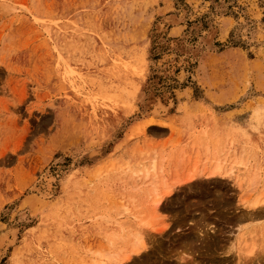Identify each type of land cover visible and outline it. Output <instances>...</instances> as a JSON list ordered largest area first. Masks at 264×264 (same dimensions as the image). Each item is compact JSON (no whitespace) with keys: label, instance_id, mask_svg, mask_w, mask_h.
Segmentation results:
<instances>
[{"label":"rangeland","instance_id":"1","mask_svg":"<svg viewBox=\"0 0 264 264\" xmlns=\"http://www.w3.org/2000/svg\"><path fill=\"white\" fill-rule=\"evenodd\" d=\"M257 114L264 0H0V264H264Z\"/></svg>","mask_w":264,"mask_h":264},{"label":"bare ground","instance_id":"2","mask_svg":"<svg viewBox=\"0 0 264 264\" xmlns=\"http://www.w3.org/2000/svg\"><path fill=\"white\" fill-rule=\"evenodd\" d=\"M172 103V102H171ZM168 107L169 106H166V105H164V104H162L161 102H159L158 104H157V107L155 108V112L157 113V112H160V113H165L166 112V110L168 109ZM257 116L260 118V119H257L258 121H260V123L261 124H263L264 125V115L263 116H260V114H257ZM94 151H96V150H94ZM95 153V152H94ZM223 164L222 163H220V162H217L216 161V163L213 165V168H212V170H210V173H209V178H218V177H220V176H222L225 172H223L224 170V167L222 166ZM154 166V165H153ZM152 167V166H151ZM150 167V168H151ZM155 167V166H154ZM149 169V168H148ZM154 170H155V168H153ZM152 170V169H151ZM196 170V169H195ZM193 171L191 174H188L186 177H185V179L187 178V182H189V183H192L193 181H195L197 178V176L198 175H200V174H202V172L204 173V171H202V172H200V173H198L199 172V170H198V172H197V174H196V171ZM148 171V170H147ZM150 171V170H149ZM153 171V170H152ZM149 174V173H148ZM45 178V177H44ZM208 178V179H209ZM255 180V179H254ZM48 182V181H47ZM46 182V183H47ZM243 183V182H242ZM48 184V183H47ZM42 186V185H41ZM45 186V185H44ZM48 189H50V188H48ZM165 191H166V195H169L172 191H173V189H172V187H170V186H167L166 188H165ZM46 193V192H45ZM44 196V195H43ZM46 196V195H45ZM161 197H158V198H156L155 200H154V205H156V206H158L160 203V201H161ZM259 203V201L258 200H256V201H253L252 203H250L251 205V207L252 208H255L256 206H257V204ZM260 214H261V212H260ZM259 214V215H260ZM262 215V214H261ZM251 216V215H250ZM157 218H158V215H157ZM154 219V218H153ZM153 219H150V220H148V221H143L142 222V224H144V225H139L138 226V228L136 229V233H135V239H134V242H132L131 243V245L129 246V251L128 252H125V254H124V259L123 260H121V261H119V260H117V258H111V262H114V264H123V261H125V260H127V259H129L130 257H132L133 255H140L145 249H147V246H148V244H147V242H146V234L148 233V230L150 231L151 229H155L156 228V230L158 229L157 228V221L155 222ZM156 223V224H155ZM141 226V227H140ZM142 226H144V227H142ZM146 227V228H145ZM8 233V232H7ZM12 234V233H11ZM3 235V234H2ZM2 237V236H1ZM6 237V235L4 236L3 235V238H5ZM8 241V240H7ZM10 241V240H9ZM11 242H12V240H11ZM10 242V243H11ZM9 244V243H8ZM2 247V246H1ZM5 248V247H4ZM0 250H1V248H0ZM248 251V250H247ZM249 253H252V250L250 251H248ZM246 253V252H245ZM183 255H184V253H183ZM249 255V254H248ZM243 257V256H242ZM184 257H182V259H183ZM254 258V257H253ZM181 259V260H182ZM185 259V258H184ZM242 262V261H241ZM105 264H110V263H105Z\"/></svg>","mask_w":264,"mask_h":264}]
</instances>
